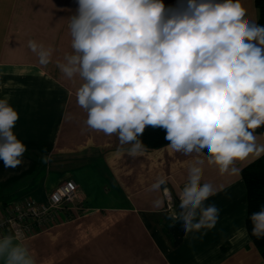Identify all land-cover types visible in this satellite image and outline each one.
Masks as SVG:
<instances>
[{"label":"clouds","instance_id":"9594fccd","mask_svg":"<svg viewBox=\"0 0 264 264\" xmlns=\"http://www.w3.org/2000/svg\"><path fill=\"white\" fill-rule=\"evenodd\" d=\"M68 29L72 51L59 67L80 82L76 98L87 127L117 135L133 154L142 149L147 126L163 128L167 147L193 159L172 219L185 232L213 228L220 210L205 205L216 192L201 184L205 160L238 175L237 162L264 156L256 135L264 126V27L246 18L241 0H187L178 8L163 0H78ZM28 47L40 64L50 62L51 48L36 40ZM18 119L8 98L0 99L5 168L20 165L27 150L13 131ZM165 183L157 177L151 190ZM251 220L252 234L264 236V210ZM0 261L36 264L28 246L10 235L0 237Z\"/></svg>","mask_w":264,"mask_h":264},{"label":"crops","instance_id":"0c3cea01","mask_svg":"<svg viewBox=\"0 0 264 264\" xmlns=\"http://www.w3.org/2000/svg\"><path fill=\"white\" fill-rule=\"evenodd\" d=\"M163 2L178 8L187 0ZM241 3L246 18L258 25L255 0ZM77 10L78 0H0V99L8 98L17 111L13 131L27 149L15 168L0 160V208L22 196L46 202L67 180L77 182L83 203L80 214L65 210L69 219L59 225L14 239L28 246L36 264H264L246 228L242 171L250 163L237 162L241 171L233 175L205 160L201 184L216 189L205 205L220 210L218 221L211 229L185 232L180 245L172 244L168 230L193 159L167 145L133 154L117 135L87 127V113L76 98L80 82L59 67L72 51L68 20ZM29 40L51 48L47 65L40 64ZM262 134L256 135L264 143ZM160 176L166 183L152 191ZM155 199L161 207H153Z\"/></svg>","mask_w":264,"mask_h":264},{"label":"built area","instance_id":"2783aa9c","mask_svg":"<svg viewBox=\"0 0 264 264\" xmlns=\"http://www.w3.org/2000/svg\"><path fill=\"white\" fill-rule=\"evenodd\" d=\"M80 189L75 180H67L48 194L47 202L32 196H22L0 208V237L18 239L36 236L69 218L65 210L82 212ZM173 207L169 205L171 210Z\"/></svg>","mask_w":264,"mask_h":264},{"label":"trees","instance_id":"16d2710c","mask_svg":"<svg viewBox=\"0 0 264 264\" xmlns=\"http://www.w3.org/2000/svg\"><path fill=\"white\" fill-rule=\"evenodd\" d=\"M258 9V26L264 27V0H255ZM264 133V126L256 130V134ZM166 132L163 128L147 126L139 137L145 149H156L169 144L165 139ZM206 153V150H205ZM243 180L247 188L248 212L246 228L248 235L264 259V236L257 238L252 234L253 223L251 216L264 210V156L247 165L242 171ZM180 204V203H179ZM180 211L179 205L177 208ZM168 232L172 234L174 246L182 243L185 231L182 222H173Z\"/></svg>","mask_w":264,"mask_h":264},{"label":"rangeland","instance_id":"374dc122","mask_svg":"<svg viewBox=\"0 0 264 264\" xmlns=\"http://www.w3.org/2000/svg\"><path fill=\"white\" fill-rule=\"evenodd\" d=\"M47 202V201H46ZM81 213V212H80Z\"/></svg>","mask_w":264,"mask_h":264}]
</instances>
